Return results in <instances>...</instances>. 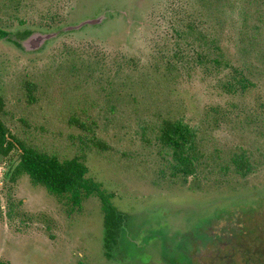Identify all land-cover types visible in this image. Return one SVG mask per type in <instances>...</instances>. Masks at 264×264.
<instances>
[{"label": "rangeland", "instance_id": "rangeland-1", "mask_svg": "<svg viewBox=\"0 0 264 264\" xmlns=\"http://www.w3.org/2000/svg\"><path fill=\"white\" fill-rule=\"evenodd\" d=\"M218 1L0 0V118L27 145L79 158L125 218L106 247L100 198L50 193L12 151L0 156V264H264V0L250 2L257 36L217 35V52L188 24L207 28ZM36 32L55 35L26 45ZM212 52L247 65L246 91L223 87L232 69ZM166 119L197 130V178L171 173ZM239 149L257 159L247 177L220 170Z\"/></svg>", "mask_w": 264, "mask_h": 264}, {"label": "trees", "instance_id": "trees-1", "mask_svg": "<svg viewBox=\"0 0 264 264\" xmlns=\"http://www.w3.org/2000/svg\"><path fill=\"white\" fill-rule=\"evenodd\" d=\"M263 1V0H261ZM251 0H219L211 6L214 15L207 23L208 27L199 26L198 22L190 21L189 29L196 31L204 37L206 45L213 51L218 42L217 35L232 33L237 36L244 32V27L252 28L257 36L260 27L252 24ZM205 29H212V37L207 36ZM31 32L24 31L20 36L25 38ZM247 34V33H245ZM249 34V33H248ZM252 33V35H254ZM1 36L7 32L0 31ZM218 52V51H217ZM221 53V51H220ZM208 57V54H204ZM200 55L199 57H203ZM205 57V58H207ZM211 61L215 68L223 66L232 69L230 79L224 84L230 93L236 90L246 91L251 84L250 78L245 74L247 65L231 66L223 60L221 54L211 55ZM4 101L0 96V113L3 111ZM158 140L165 148V156L169 158V165L173 175H181L186 178L199 175V167L206 155L199 151L197 142V130L183 119H166L157 135ZM91 144L102 150L109 149L105 142L92 138ZM12 151L17 152L19 163L18 172L26 173L35 184L43 185L50 193L58 197H67L74 204H80L83 196L93 194L101 201V209L104 215V228L106 232V247H109L122 228L125 220L123 213L118 211L111 202L110 196L100 189L99 183L86 177L87 167L77 157L61 160L57 156L39 151L24 143L16 137L0 118V156H9ZM257 159L253 153L246 149H239L228 156L227 162L220 165L224 173H233L235 176L247 177L256 168Z\"/></svg>", "mask_w": 264, "mask_h": 264}, {"label": "water", "instance_id": "water-1", "mask_svg": "<svg viewBox=\"0 0 264 264\" xmlns=\"http://www.w3.org/2000/svg\"><path fill=\"white\" fill-rule=\"evenodd\" d=\"M97 21H99V20L98 19H96V20H89V21H87V23H95ZM82 24H84V23H82ZM54 35L55 34H52V33L43 34V33H37L36 32V33L31 34L27 38V40L25 41V44L26 45H29L31 47H35L36 48V47L41 46L46 40L52 38Z\"/></svg>", "mask_w": 264, "mask_h": 264}, {"label": "flooded vegetation", "instance_id": "flooded-vegetation-1", "mask_svg": "<svg viewBox=\"0 0 264 264\" xmlns=\"http://www.w3.org/2000/svg\"><path fill=\"white\" fill-rule=\"evenodd\" d=\"M229 239V238H228Z\"/></svg>", "mask_w": 264, "mask_h": 264}]
</instances>
